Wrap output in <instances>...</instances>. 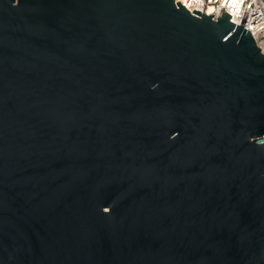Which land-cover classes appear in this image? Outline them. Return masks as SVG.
Segmentation results:
<instances>
[{
    "label": "water",
    "instance_id": "95a60500",
    "mask_svg": "<svg viewBox=\"0 0 264 264\" xmlns=\"http://www.w3.org/2000/svg\"><path fill=\"white\" fill-rule=\"evenodd\" d=\"M212 17L0 0V264H264V54Z\"/></svg>",
    "mask_w": 264,
    "mask_h": 264
},
{
    "label": "built area",
    "instance_id": "2783aa9c",
    "mask_svg": "<svg viewBox=\"0 0 264 264\" xmlns=\"http://www.w3.org/2000/svg\"><path fill=\"white\" fill-rule=\"evenodd\" d=\"M178 2L189 13L200 12L213 20L226 13L230 23L250 33L264 54V0H174Z\"/></svg>",
    "mask_w": 264,
    "mask_h": 264
},
{
    "label": "clouds",
    "instance_id": "9594fccd",
    "mask_svg": "<svg viewBox=\"0 0 264 264\" xmlns=\"http://www.w3.org/2000/svg\"><path fill=\"white\" fill-rule=\"evenodd\" d=\"M102 211H103L104 213H109V212H110V209H109L108 207H105V208L102 209Z\"/></svg>",
    "mask_w": 264,
    "mask_h": 264
}]
</instances>
